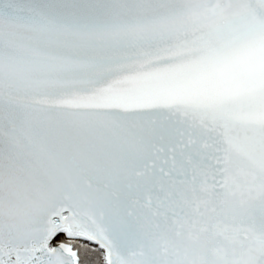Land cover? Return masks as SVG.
<instances>
[{"label":"snow or ice","instance_id":"snow-or-ice-1","mask_svg":"<svg viewBox=\"0 0 264 264\" xmlns=\"http://www.w3.org/2000/svg\"><path fill=\"white\" fill-rule=\"evenodd\" d=\"M0 264H264V0H0Z\"/></svg>","mask_w":264,"mask_h":264}]
</instances>
